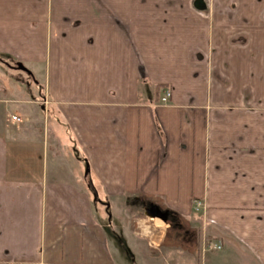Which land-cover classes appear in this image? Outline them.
Masks as SVG:
<instances>
[{"label":"crops","instance_id":"0c3cea01","mask_svg":"<svg viewBox=\"0 0 264 264\" xmlns=\"http://www.w3.org/2000/svg\"><path fill=\"white\" fill-rule=\"evenodd\" d=\"M195 1L0 0V55L39 93L0 104L56 120L49 146L0 115V264H125L149 251L128 218L149 204L178 223L201 202L264 251V0ZM19 129L39 165H18Z\"/></svg>","mask_w":264,"mask_h":264},{"label":"rangeland","instance_id":"374dc122","mask_svg":"<svg viewBox=\"0 0 264 264\" xmlns=\"http://www.w3.org/2000/svg\"><path fill=\"white\" fill-rule=\"evenodd\" d=\"M8 63L12 64V61ZM17 75L22 78L27 77L24 72L16 69L12 70V68L10 69L8 66L0 63V86L6 89L7 97L10 98V100L14 98L25 101L38 99L39 93L36 82H28L25 85L23 82L21 83V81H16L12 78ZM37 81L42 86V67L37 71ZM23 108L24 105L16 106L11 103H1L0 115H2L6 124L9 125L11 131L15 128L31 129L34 127L35 131L40 134L42 139L43 127L46 132L49 130V146H51L52 131L55 130L54 125L56 122L52 112L50 111V113L47 114L48 112L46 111V114H44L43 111L41 112L37 107L38 109L35 108L36 110L34 111L33 109L30 110V117H27L26 113L23 112ZM26 108L29 109L28 105H26ZM11 116L19 118L20 122H11ZM35 119L39 120L40 123H36ZM39 129H41V132ZM32 132L33 131L30 133ZM28 136L30 135L26 133L25 130H20L19 134L15 135V138L21 145L25 144V147L26 145L31 147V149L28 147L30 150L28 153H30L31 157L28 155V158L24 160L25 163L18 162L19 166H22V164L26 167L39 165L40 157H42V144L39 145L37 138H29ZM11 151L12 149H10V152ZM63 154L66 158L75 159L76 156L81 155V152L79 149H73L72 147L66 149ZM11 158V162L16 163V158H14V156ZM74 159L73 161H75ZM76 161L79 162L78 160ZM58 164H60L59 161ZM81 164L79 170L82 176H84L86 166L84 163ZM198 203H200L201 210L204 209L203 211L205 212V205L201 202ZM201 210L199 209V212L193 211L191 217L184 220L181 219V222H178L179 224L176 221L164 223L157 218H148L143 213L132 214L128 217L131 225V232L138 235L143 234L141 237L144 238L137 236V239H140V243L146 246L149 251H145V249L143 250L142 248L140 249L142 253L137 256L132 253L130 254L127 249L123 247V256L127 259L125 264H264V251L261 241L257 240L253 242L251 239L245 238L240 233L238 226L232 230L239 234L241 238L222 230H220V232L216 230L218 233L215 232V230L213 231L212 226H208L203 218H201ZM142 231L144 233H142ZM148 231L150 235L145 236V232ZM149 246H151V248H149ZM216 246L220 248H214ZM251 251H254V253Z\"/></svg>","mask_w":264,"mask_h":264},{"label":"water","instance_id":"95a60500","mask_svg":"<svg viewBox=\"0 0 264 264\" xmlns=\"http://www.w3.org/2000/svg\"><path fill=\"white\" fill-rule=\"evenodd\" d=\"M201 1H198V3H200ZM197 8H199V10H202L201 7H199L198 5H196ZM18 70L27 73V71L25 70V68L19 64L15 66ZM145 215L148 218L151 219H160L161 221H163L164 223L169 221V217H168V213L161 211L160 208L154 204H149L146 209H145Z\"/></svg>","mask_w":264,"mask_h":264},{"label":"built area","instance_id":"2783aa9c","mask_svg":"<svg viewBox=\"0 0 264 264\" xmlns=\"http://www.w3.org/2000/svg\"><path fill=\"white\" fill-rule=\"evenodd\" d=\"M170 97H171V93H170V91H166L164 97L161 98V104H163V105L166 104V103L169 101V98H170ZM10 121H11V122H14V123H19V122H20V119L17 118V117H15V116H11ZM199 209L201 210V208H200V203H196L195 211H196V212H199ZM203 210H204V209L201 210V212H202V216L205 215V212H204ZM200 214H201V213H200ZM214 248L218 249V248H220V247H219V246H216V247H214Z\"/></svg>","mask_w":264,"mask_h":264},{"label":"trees","instance_id":"16d2710c","mask_svg":"<svg viewBox=\"0 0 264 264\" xmlns=\"http://www.w3.org/2000/svg\"><path fill=\"white\" fill-rule=\"evenodd\" d=\"M7 60H8L7 57L0 55V62L5 63V64H7L10 67H12L11 65H13V68L18 70L15 66L19 65V64H11L10 65V64L7 63ZM26 74H27V76H31L28 72Z\"/></svg>","mask_w":264,"mask_h":264},{"label":"flooded vegetation","instance_id":"af4514ba","mask_svg":"<svg viewBox=\"0 0 264 264\" xmlns=\"http://www.w3.org/2000/svg\"><path fill=\"white\" fill-rule=\"evenodd\" d=\"M198 1H201V2L198 3ZM196 5H198L199 7H201L202 10L205 8L204 3H203V0H197V1H195V3H194V7H195L196 9L199 10V8H197ZM173 220H174V219H173ZM174 221H175V220H174Z\"/></svg>","mask_w":264,"mask_h":264}]
</instances>
